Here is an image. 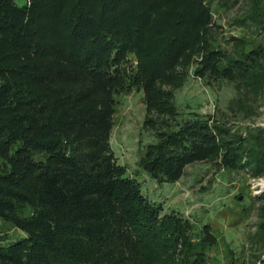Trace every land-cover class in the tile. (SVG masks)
I'll list each match as a JSON object with an SVG mask.
<instances>
[{"label": "trees", "instance_id": "trees-1", "mask_svg": "<svg viewBox=\"0 0 264 264\" xmlns=\"http://www.w3.org/2000/svg\"><path fill=\"white\" fill-rule=\"evenodd\" d=\"M243 2L233 23L253 34L223 39L211 0H0V264H210V225L150 200L110 137L135 87L151 179L174 183L193 163L264 177V126L249 122L264 98V0ZM190 77L224 89L223 110L179 118ZM253 199L263 247L264 190Z\"/></svg>", "mask_w": 264, "mask_h": 264}, {"label": "rangeland", "instance_id": "rangeland-1", "mask_svg": "<svg viewBox=\"0 0 264 264\" xmlns=\"http://www.w3.org/2000/svg\"><path fill=\"white\" fill-rule=\"evenodd\" d=\"M211 3L213 20L218 25L215 29L220 37L253 34L233 23L236 16H242L243 0H211ZM127 60V67L136 63L132 56ZM139 91L132 87L126 95L117 98L110 137V147L117 162L125 166L131 176L137 172L141 191L159 203L163 211L184 215L196 227L201 226L200 223L210 225L217 239L208 253L210 264H260L264 259V242L261 247L253 236L257 231L261 203L253 198L263 192L264 177L249 179L240 172L215 171V167L206 163H193L186 166L184 174L174 183L159 184L151 179L137 166L144 146L153 140L152 135L142 129L145 105L143 93ZM222 91H212L202 80L190 77L176 91L178 117L187 119L194 113L212 114L223 110L217 108L225 96ZM261 105L256 117L249 122L264 126V98ZM237 117H231L230 122L240 123L242 119ZM245 123L248 122L242 124Z\"/></svg>", "mask_w": 264, "mask_h": 264}]
</instances>
